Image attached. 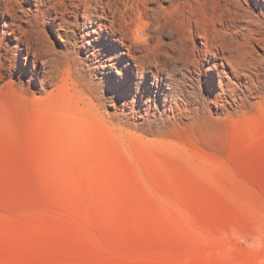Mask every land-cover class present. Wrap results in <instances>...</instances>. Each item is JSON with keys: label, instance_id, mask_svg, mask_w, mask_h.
<instances>
[{"label": "rangeland", "instance_id": "rangeland-1", "mask_svg": "<svg viewBox=\"0 0 264 264\" xmlns=\"http://www.w3.org/2000/svg\"><path fill=\"white\" fill-rule=\"evenodd\" d=\"M19 1L35 54L0 19V264H264V83L229 93L247 79L227 68L222 90L202 44L227 0L116 1L145 80L124 46L88 55L83 7L60 25ZM157 65L167 99L149 91Z\"/></svg>", "mask_w": 264, "mask_h": 264}, {"label": "bare ground", "instance_id": "bare-ground-1", "mask_svg": "<svg viewBox=\"0 0 264 264\" xmlns=\"http://www.w3.org/2000/svg\"><path fill=\"white\" fill-rule=\"evenodd\" d=\"M35 1L36 3H39L37 4L39 8L43 7L44 9L54 10V12L56 13V18H59L61 20L60 25H66L67 23H69L68 18L69 17L71 18V16H75L77 9L83 7L86 13L85 14L86 20L93 24V29L90 32L87 33L84 32V30H81L82 37L84 38L83 47L86 49V52L89 53L88 55L93 54L97 56L101 54L102 49L104 50L105 47L110 45L115 46L116 44H118L116 45V47L124 46V50H122V52H120L118 49L119 53H122V55L124 54L125 56H129L133 58V60L136 62L135 64L139 76L143 80L146 79L145 78V73L147 69L146 57H139L137 56V54L136 55L134 54L133 47L130 44H127L129 35L127 33H123L120 30V28H118L117 23L115 21L116 19L115 20L112 19L113 16L111 14L112 13L114 14L113 5L118 0H35ZM130 1H132L133 8L137 9L138 7L137 2L140 0H130ZM20 3L21 2L19 0H0V19H5V26L8 27V30H10V34H13L15 36L18 42V46L19 47L20 45L23 46V49L27 51V54H35L34 50H32L31 37L29 36L28 32H29V27L34 28V20L36 16L33 11L29 14H26L29 20L25 21L27 22V27L24 26L22 22V16L18 14L16 9V6ZM253 4L257 8H260L261 11L255 13L252 9ZM225 7H226L225 12L223 14L222 19L220 20V26L222 27V29L216 28L215 31L218 34V36H214L213 34H211L210 33L211 31L204 33L201 32L204 38V41L202 42L203 48L207 49L209 54H211V56L217 60L216 63H218V65L221 64L224 67L222 71L219 70L218 68H215V71L218 72L217 74L220 77L219 82L221 86L220 88L222 90H227L225 86L228 84V82L225 79L223 80L221 72H224L227 75L226 76L227 78L228 74L225 69L228 68L234 77L236 78L243 77L247 79L246 83L240 86H235L230 88L229 93H234L238 89L242 91L245 90V91H250L251 93H256L259 85L258 82L264 83V78H261L263 61L260 58V54H258L256 50L257 46L258 47L261 46L264 49V0H227ZM100 8H102L103 11L102 15L99 14ZM137 13L140 15L139 9ZM7 16H10L11 19L10 20L6 19ZM241 22H244L242 29L240 31H236L237 27H239ZM198 28H199L198 25H196L195 29L199 30ZM103 29L108 32L107 36L103 35ZM18 32H21V35H17ZM237 32H240V34L243 36V40L237 39L238 38ZM88 35L91 37L90 38L87 37ZM132 35H134V38L139 41L141 39L140 29L139 28L133 29ZM103 38H106L108 41L104 43L102 41ZM109 40H111V42ZM125 48H127V51L125 50ZM154 51H153L154 53H157L156 50ZM202 55L203 54H201V56ZM110 60L111 63H107V60H104L103 63L100 65V67L106 71L108 70L109 73H112L113 68L116 67L118 61H115L114 59H110ZM200 60H201L200 58H195L193 62L197 63ZM156 68L157 69L153 75L154 79L152 81V85L150 84L149 86V91L151 94L154 93L155 95L163 94L165 99H167L169 98V96H172V94L166 88L165 77L159 74L160 72L159 65H157ZM83 74L84 75H82L83 76L82 82L84 86H86L89 89L91 87L89 76L88 74L85 73Z\"/></svg>", "mask_w": 264, "mask_h": 264}]
</instances>
